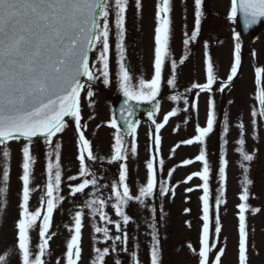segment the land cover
Listing matches in <instances>:
<instances>
[{
	"label": "snow or ice",
	"instance_id": "obj_1",
	"mask_svg": "<svg viewBox=\"0 0 264 264\" xmlns=\"http://www.w3.org/2000/svg\"><path fill=\"white\" fill-rule=\"evenodd\" d=\"M187 3V0H184ZM137 10L142 8V0H135ZM203 0H193L194 29L191 33H184L183 46L185 53L178 62L172 59L170 53V32L172 25L173 0H157L155 4V27H154V76L150 80L143 78L134 80L130 71L125 66L123 58L125 55L124 40L126 33V13L129 7V0H0V157L4 160L10 158V143L15 141L21 144L22 153V175L19 179L22 182V199L18 204V218L16 221L18 252L21 264H45L44 245L38 244V254L32 252L30 248V229L41 217V211L34 212L29 209L30 200V176L33 172L34 158L31 154V147L35 140H42L49 147L47 156V186H46V215L43 216L39 237L44 238L45 232L49 229L53 218L54 210L62 202L64 197L60 195L63 181L61 170V145L54 143V138L63 133L69 126V120L75 126L78 138V160L79 176L70 175L69 181L80 179L77 185L70 186V195L88 193L86 189H95L91 198L84 201V208L93 217H98L103 221V226H94L95 233L99 237L96 244L101 242L110 247H96L95 258L92 264H106V258L117 251L119 246H127L129 235L127 225L130 223V216L124 210L125 205L135 201L138 205L148 210L150 198L157 194L160 197L171 193V188L166 186L165 181L157 180V173L154 164L150 159L147 164L146 185L138 188V194L133 195L129 185L126 183L127 167L121 163L118 170V179L110 185H102L96 178L95 173L88 166V161L99 159L93 154L91 142L86 138L83 129L87 126L82 124L81 94L84 93L89 100V107L94 106L92 98L95 95L94 85L102 79L105 86L110 85L109 72V51L110 35L115 29L116 52L118 55V86L126 98L125 105L121 106L120 120L118 124L113 116L108 127L115 130L114 143L109 162H123L128 159L129 154L137 153V128L138 122L134 121V112L128 101H135L137 104H151L157 101L161 92L162 71L166 59L170 60L171 78L167 79V85L175 88L177 63L184 64L188 59L187 49L190 42L197 41L201 30ZM230 11L227 19L235 21L237 13L242 14L246 27L257 24L264 18V0H230ZM233 39L234 61L230 67V74L226 81L220 82L219 91L223 93L229 88L231 82L237 77L241 67V44L240 35L235 33ZM208 48L205 42V49ZM96 54L95 56L93 54ZM206 59V83L191 84L188 92L198 89L201 93H211L213 85L216 83L213 61L208 51L204 53ZM264 67L255 69L254 105L250 110L251 123L254 127L258 122L264 120ZM172 101H179L180 95H172ZM185 105L189 100H183ZM192 107H196L192 104ZM159 108L156 102L155 109ZM148 113V118L154 125V139L150 134L149 138L153 143L157 153L161 146L160 130L165 126L170 116L177 115L171 111L165 115L163 122H157L154 112ZM188 111L187 108L184 109ZM127 113V115H125ZM67 118V119H66ZM217 123L215 113V100L209 97L208 110L206 115V126L196 125L194 128V138H189L182 143L187 145H201L195 161L202 165V171L195 172L187 176L186 181H191L193 177H198L202 181V202L201 216L202 229L197 245L189 244V248L198 256V264H220L224 248L217 249V254L210 259V252L213 248L210 245V227L214 223V235L216 238L222 231L220 218V207L226 202V169L228 161L224 152L227 141L222 138L221 151L218 156L217 175L219 184L217 194L214 198L215 216L213 219V201L210 197V177L212 169L207 158V152L203 147L206 138L214 131ZM229 121L227 114L224 115V125L222 131L227 133ZM239 138L236 141L238 147L236 152L242 159L239 167L243 172L241 181L242 192L238 199L241 201L238 207V264H248V234L246 228V213L249 211L250 199L248 185L252 182L248 178L249 167L245 162L254 159L253 154L245 150V125L243 122L238 125ZM128 137H131L130 147ZM255 138V137H254ZM54 158V162H53ZM192 159L185 160V165L192 164ZM162 167L163 160H160ZM172 175L170 170L167 174ZM0 181L4 184L10 182V168L4 166L0 170ZM122 186V190H121ZM103 187H109L111 195L101 198L98 193ZM6 191V189H2ZM186 191H193L188 188ZM114 210L117 220H113L105 208L109 206ZM186 209L185 212H189ZM259 212L260 209H255ZM150 219V264H161L158 222L163 215L162 207L159 213L156 206L148 213ZM84 211H76L74 229L69 228L70 239L66 242L65 261L66 264H78L81 257V237ZM191 227V222H187ZM109 225L115 229L113 234ZM128 251L127 247L123 248ZM0 259H3L0 257ZM133 264H138V256L133 253L131 257ZM113 264H123L121 259H115Z\"/></svg>",
	"mask_w": 264,
	"mask_h": 264
},
{
	"label": "rangeland",
	"instance_id": "obj_2",
	"mask_svg": "<svg viewBox=\"0 0 264 264\" xmlns=\"http://www.w3.org/2000/svg\"><path fill=\"white\" fill-rule=\"evenodd\" d=\"M176 1V2H175ZM175 10L172 12V25L170 32V53L171 58L176 59L177 62L183 58L185 49L183 46L184 33L187 31L191 33L194 29V15H193V0H184L182 2L175 0ZM157 0H142V8L137 10L134 6L135 0H129V7L126 13V33L124 40L125 55L123 62L130 71L134 80L138 81L143 78L150 80L154 76V56L151 49L150 38L155 27V4ZM230 0H203L201 30L198 34L197 42L206 40L213 48L214 59L218 63H226L227 54L230 48L236 41L233 35L236 33L234 22L227 19L230 11ZM224 18L227 19L228 26L223 23ZM128 26H133L129 28ZM143 26V32H141ZM228 28V29H227ZM177 35V36H176ZM264 31L261 32L257 41L250 44L248 47H253V56L256 60L250 57H245L241 77L232 95L238 94V89L241 91L242 83L248 80L250 84L251 70L250 67L256 62L264 59ZM176 36V39H175ZM262 36V37H261ZM230 37V38H229ZM261 37V38H260ZM115 29L110 35V51H109V72L110 85L105 86L102 79L97 81L94 85L95 95L92 98L94 106L89 107V100L84 93L81 94V113L82 124L87 127L83 129L86 138L91 142L93 154L99 159L95 161H88L87 164L95 173L96 178L102 185H110L118 179V170L121 163L126 164L127 179L126 183L129 185L133 195L138 194V188L146 185L147 168L146 164L151 159L154 164V170L157 173L158 181H165L166 186L171 188V193L167 196L160 197L158 194L154 198H150L148 210L145 211L143 206L138 205L135 201L129 202L122 210L130 216V223L127 225V232L129 235V242L127 246H119L117 251L112 252L106 258V264H113L115 259H121L123 264H133L131 259L133 253L138 256V264H150V225L148 223L150 216L149 212L153 206L159 209L162 207L163 215L160 219L164 220L163 234L159 231L161 240L160 259L161 264H198V256L194 254L193 250L189 248V244L197 245L198 238L202 229V221L200 220L202 202L200 200L202 193L200 185L202 181L198 177H193L191 181L185 182L187 176L198 171H202L200 162L195 161V156L198 155L201 145L193 144L187 145L182 141L194 138V128L198 124L206 126V115L208 110L209 97L215 100V111L218 104V95H216L217 88L213 87L211 93L202 95L200 93L199 100L203 103L202 107L196 104V113L200 114L194 118V108L192 107V121L186 124L174 123L165 125L159 135L161 136V146L157 153L153 139L155 136L154 125L141 123L137 128V153L135 155L129 154L128 159L123 162H109L112 145L114 143L115 130L108 127L110 119L113 117L111 112L112 100L115 99L117 92H121L118 86V55L115 48ZM117 42V40H116ZM240 42V41H239ZM260 45V47H259ZM151 50V52H150ZM183 54L178 56V53ZM189 52V46L187 53ZM197 53V52H196ZM196 53L185 60L184 66H181L177 79L179 77L180 86L184 89L186 84H190L194 76L199 79V83H206V67L205 59H201L200 53ZM96 54L94 53V56ZM175 57V58H174ZM116 58V59H115ZM264 66V61L261 62ZM170 65V60L166 59L163 71ZM203 66V67H202ZM202 67V68H201ZM197 68V72H193ZM217 68V64H216ZM182 77V78H181ZM163 80V83L164 84ZM161 84V85H162ZM242 92V91H241ZM247 91L242 92V98ZM219 94V93H218ZM237 104H241L242 100L234 97ZM184 100V99H182ZM198 100V102H199ZM245 102V100H244ZM163 101L159 116L164 113H170L175 109L184 107L179 100L172 104H166ZM185 105V104H184ZM186 107V105H185ZM185 109V108H184ZM217 112V111H216ZM226 114V111H225ZM229 129L227 133L223 132V138H226V145L224 152L228 161L226 169V202L220 207V218L222 223V231L219 237L214 235V223L210 227V245H212V252H210V259L217 254V249L224 248V254L221 256L220 264H238V205L241 201L238 199L242 192L241 181L243 179L242 169L239 164L242 162L241 157L236 152L238 144H234L237 136L234 134L235 125H233V111L229 109ZM157 122H161L156 119ZM216 127V126H215ZM223 129V125L221 126ZM152 135L153 139L149 136ZM131 137L129 141V147ZM245 150L248 151L251 146L252 135L245 133ZM54 143L61 145L60 163L63 181L61 185V192L64 197L62 202L58 204L57 209L54 210L53 218L49 229L45 232L44 238L39 237V231L42 227L43 216L46 215V186H47V163L49 157L47 152L50 150L42 140L33 142L31 147V154L34 158L33 172L30 176V200L29 209L34 212L41 211V217L36 221V224L30 229V248L32 252L38 254V244H43L44 240L48 243L44 245L43 259L45 264H66V242L70 239V235L74 234L69 231V228L74 229L73 216L76 211H84L81 237V257L78 264H92L95 258L96 247H110L103 242L96 244L95 240L99 234L95 233L94 226H103L104 222L100 221L98 217H93L90 212L84 208V201L91 198L92 192L95 189H86L87 197L84 194L70 195V186L77 185L80 179L69 181L70 175L79 176V160H78V138L75 132V126L69 120V126L63 133L54 138ZM223 140L221 141V145ZM248 146V148H247ZM10 158L4 160L0 157V170L4 166L10 168V182L4 184L0 181V264H21L22 257L18 252L17 244V229L16 221L18 218V204L22 199V182L19 177L22 175V153L21 144L11 142ZM207 152V158L210 162L212 174L210 177V197L213 201V219L215 216L214 198L217 194V186L219 184L218 175L216 174L215 165L217 163L216 153V130L206 138L203 146ZM255 150V154H253ZM249 153L253 154L254 159L251 162H245L246 167H249L248 178L253 183L254 179L258 178L254 174V168L259 164V157L261 154L264 157V140L255 142V147ZM192 159L194 162L185 165V160ZM160 160H163L161 167ZM54 162V158H53ZM256 164V165H255ZM172 171L169 177L167 174ZM261 177L260 191H257L256 196L253 194L249 201V211L246 213V228L248 234V264H264V174ZM251 183V184H252ZM248 185L250 192V185ZM192 188L193 191H186ZM2 189H6L3 191ZM122 190V186H121ZM98 195L101 198L107 199L111 193L109 187H103ZM109 206L105 208L109 216L113 220H118L115 216L114 210ZM260 211L256 212L255 209ZM190 209L189 212H185ZM191 222V227H188L187 222ZM159 226V222H158ZM113 234L115 229L109 225ZM4 231V232H3ZM127 247L128 251L123 248Z\"/></svg>",
	"mask_w": 264,
	"mask_h": 264
},
{
	"label": "bare ground",
	"instance_id": "obj_3",
	"mask_svg": "<svg viewBox=\"0 0 264 264\" xmlns=\"http://www.w3.org/2000/svg\"><path fill=\"white\" fill-rule=\"evenodd\" d=\"M4 232V231H3ZM4 234V233H3ZM3 234H0V237L3 235Z\"/></svg>",
	"mask_w": 264,
	"mask_h": 264
},
{
	"label": "water",
	"instance_id": "obj_4",
	"mask_svg": "<svg viewBox=\"0 0 264 264\" xmlns=\"http://www.w3.org/2000/svg\"><path fill=\"white\" fill-rule=\"evenodd\" d=\"M242 20H244V19L242 18ZM262 20L264 21V18H262Z\"/></svg>",
	"mask_w": 264,
	"mask_h": 264
}]
</instances>
